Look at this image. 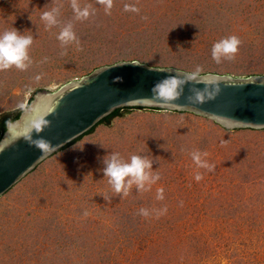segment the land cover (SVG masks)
Listing matches in <instances>:
<instances>
[{
	"label": "rangeland",
	"instance_id": "1",
	"mask_svg": "<svg viewBox=\"0 0 264 264\" xmlns=\"http://www.w3.org/2000/svg\"><path fill=\"white\" fill-rule=\"evenodd\" d=\"M76 2L87 19L71 0H0V35L15 29L33 40L27 70L0 71V115L119 61L264 75V0H113L110 14L98 0ZM69 24L77 39L64 44L57 37ZM230 36L238 52L217 63L213 45ZM165 112L121 110L1 197L0 264H264V149L238 146L249 142L198 122L206 118ZM196 151L213 171L196 166ZM113 153L147 159L160 179L115 193L104 175Z\"/></svg>",
	"mask_w": 264,
	"mask_h": 264
},
{
	"label": "water",
	"instance_id": "2",
	"mask_svg": "<svg viewBox=\"0 0 264 264\" xmlns=\"http://www.w3.org/2000/svg\"><path fill=\"white\" fill-rule=\"evenodd\" d=\"M188 73L191 72L136 60L119 61L96 68L56 91L39 90L0 140V198L42 162L118 109L190 113L230 131L264 130V75L199 74V82L185 87L184 96L174 102L176 107H163L152 101V88L158 81ZM193 87L219 91L204 104H189L187 97ZM40 121L48 123L37 132L35 125ZM40 138L52 145L46 155L32 146V141Z\"/></svg>",
	"mask_w": 264,
	"mask_h": 264
},
{
	"label": "clouds",
	"instance_id": "3",
	"mask_svg": "<svg viewBox=\"0 0 264 264\" xmlns=\"http://www.w3.org/2000/svg\"><path fill=\"white\" fill-rule=\"evenodd\" d=\"M98 3L105 7L107 14H110V10L113 7V0H98ZM71 7L78 20L87 19L90 15L89 8L85 7L81 9L76 0H71ZM125 11L138 12L139 9L133 6L125 5ZM41 19L46 21L49 26L57 23L56 16L53 12H44ZM144 19L147 18L144 17ZM57 39L64 44L76 41L77 37L72 29V25L69 24L64 27L59 33ZM32 43L33 40L31 36L21 35L15 29L4 31L3 34L0 35V71H4L12 67L21 71L27 70L32 64L28 51ZM240 44L241 41L236 36H230L220 40L213 45V59L217 63H220L222 59H234ZM201 71L202 68L197 66L193 72L188 73L187 75L168 76L158 81L152 88V101L163 107H176L174 102L184 96L185 87L190 83L199 82V74ZM40 79V76L36 77V80ZM218 91V88L205 87L204 89H200L193 87L190 89L191 95H189L187 99L189 104H204L209 100L214 99L218 94ZM29 101H27V105ZM47 123V121L37 122L35 130L39 132L47 126ZM32 146L40 150L43 155H46L48 149L52 148V145L43 138L32 141ZM191 155L198 168L207 169L208 171L214 170L215 165L209 164L205 159H202V157L207 156L206 152L200 153L196 151ZM105 165L104 175L108 178V184L115 191V193H123L125 197L129 195V191L133 184H135L138 189L143 191L145 189V184L148 183L150 190L151 185L155 184V182L160 179L159 175L153 178L148 172H146V169L151 168V163L139 155H132L130 162H124L121 160L118 153H113L110 157L105 159ZM195 179L199 181L203 179V177L198 173ZM157 199H163L162 188L157 190ZM166 211L167 209L165 208L163 212H159L158 215H162L166 213ZM140 214L148 217L149 211L147 209H141ZM88 215L89 213L85 211L84 216L86 217Z\"/></svg>",
	"mask_w": 264,
	"mask_h": 264
},
{
	"label": "crops",
	"instance_id": "4",
	"mask_svg": "<svg viewBox=\"0 0 264 264\" xmlns=\"http://www.w3.org/2000/svg\"><path fill=\"white\" fill-rule=\"evenodd\" d=\"M164 113H166L164 111ZM170 113V112H169ZM187 114V113H186ZM187 116H192L191 114L187 115ZM195 116V115H193ZM198 117V116H196ZM200 123H203V124H206L212 128H214L213 130L217 133V134H221V136L223 137H230V138H233L235 135L236 136H244L243 138L244 139H247L249 143H241V142H237L238 146H246L248 148H250V146H254L256 145L258 147V149H264V130L263 131H256V130H236V131H230V130H226V129H223L222 127H220L219 125L215 124L214 122L212 121H206V120H202V121H198ZM177 128V127H176ZM235 133V134H234ZM253 135L254 138H250V136ZM235 136V137H236ZM241 137V136H240ZM228 142V141H227ZM236 142V141H235ZM217 145V144H216ZM262 149V150H263ZM222 153V152H221Z\"/></svg>",
	"mask_w": 264,
	"mask_h": 264
},
{
	"label": "trees",
	"instance_id": "5",
	"mask_svg": "<svg viewBox=\"0 0 264 264\" xmlns=\"http://www.w3.org/2000/svg\"><path fill=\"white\" fill-rule=\"evenodd\" d=\"M22 111H23V109H16V110H14V111H12V112H6V113H3V114L0 115V140H1V138H2V136H3V134H4V132L6 131L7 126H8L11 122H13V121H15L16 119H18ZM120 112H121L120 109L116 110L114 113H112L111 115H109L108 117H106L105 119H103V120L99 123V125H100V124H107V125H109L110 122H111V120H112L113 118H115V117H117V116H120ZM97 126H98V125H97ZM97 126H96V127H97ZM96 127H94L92 130H90V131H89L88 133H86L85 135L79 137L78 139H76V140L73 141L72 143L68 144L66 147L62 148L60 151L65 150L66 148L72 146L73 144H75L76 142H78L80 139H82L84 136L91 134L92 132H94V130L96 129ZM227 131H228V130H227ZM60 151H58V152H60ZM53 156H54V155H53ZM13 188H14V187H13ZM13 188H12V189H13ZM6 194H7V193H6Z\"/></svg>",
	"mask_w": 264,
	"mask_h": 264
}]
</instances>
